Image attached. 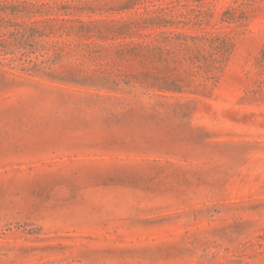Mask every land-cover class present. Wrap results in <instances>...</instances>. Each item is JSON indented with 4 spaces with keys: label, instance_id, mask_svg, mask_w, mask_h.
Returning a JSON list of instances; mask_svg holds the SVG:
<instances>
[{
    "label": "rangeland",
    "instance_id": "1",
    "mask_svg": "<svg viewBox=\"0 0 264 264\" xmlns=\"http://www.w3.org/2000/svg\"><path fill=\"white\" fill-rule=\"evenodd\" d=\"M0 264H264V0H0Z\"/></svg>",
    "mask_w": 264,
    "mask_h": 264
}]
</instances>
